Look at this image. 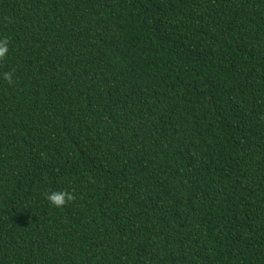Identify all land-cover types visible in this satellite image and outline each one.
<instances>
[{"label": "trees", "instance_id": "trees-1", "mask_svg": "<svg viewBox=\"0 0 264 264\" xmlns=\"http://www.w3.org/2000/svg\"><path fill=\"white\" fill-rule=\"evenodd\" d=\"M0 40V264H264V0H0Z\"/></svg>", "mask_w": 264, "mask_h": 264}, {"label": "clouds", "instance_id": "clouds-1", "mask_svg": "<svg viewBox=\"0 0 264 264\" xmlns=\"http://www.w3.org/2000/svg\"><path fill=\"white\" fill-rule=\"evenodd\" d=\"M8 52L7 43L3 40H0V58L4 57ZM4 79L9 83L12 82V77L10 73L4 74ZM47 199L55 206H63L67 200H71L72 196L66 192H52L47 195Z\"/></svg>", "mask_w": 264, "mask_h": 264}]
</instances>
